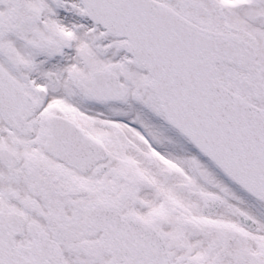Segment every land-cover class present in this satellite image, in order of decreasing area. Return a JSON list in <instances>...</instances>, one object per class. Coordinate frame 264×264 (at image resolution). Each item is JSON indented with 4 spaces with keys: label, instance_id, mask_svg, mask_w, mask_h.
I'll list each match as a JSON object with an SVG mask.
<instances>
[{
    "label": "snow or ice",
    "instance_id": "snow-or-ice-1",
    "mask_svg": "<svg viewBox=\"0 0 264 264\" xmlns=\"http://www.w3.org/2000/svg\"><path fill=\"white\" fill-rule=\"evenodd\" d=\"M0 264H264V0H0Z\"/></svg>",
    "mask_w": 264,
    "mask_h": 264
}]
</instances>
